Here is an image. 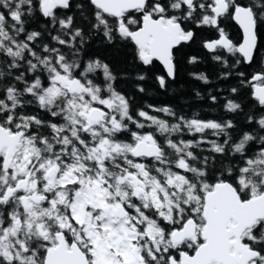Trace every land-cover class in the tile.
I'll list each match as a JSON object with an SVG mask.
<instances>
[{"label": "snow or ice", "instance_id": "6c2138e0", "mask_svg": "<svg viewBox=\"0 0 264 264\" xmlns=\"http://www.w3.org/2000/svg\"><path fill=\"white\" fill-rule=\"evenodd\" d=\"M0 264H264V0H0Z\"/></svg>", "mask_w": 264, "mask_h": 264}, {"label": "trees", "instance_id": "16d2710c", "mask_svg": "<svg viewBox=\"0 0 264 264\" xmlns=\"http://www.w3.org/2000/svg\"><path fill=\"white\" fill-rule=\"evenodd\" d=\"M230 31L235 32V29H231ZM201 68L204 70H207L209 72L212 71V66L210 64H204L201 65ZM193 86L199 87V85H194V82H192L189 77L186 74V70L182 69L180 72V76L178 78V81L173 85L176 89H183L185 95L190 94V89ZM148 101L156 100L159 102H173L176 105H183L184 101L180 98V96L177 93L172 92L169 90L168 93L160 92L159 90H156L154 92H151L149 96L146 98ZM201 102H195L196 105H198ZM198 110V108L196 109Z\"/></svg>", "mask_w": 264, "mask_h": 264}]
</instances>
